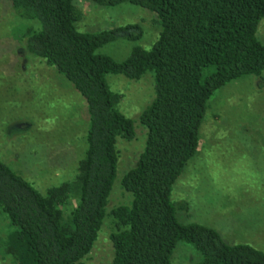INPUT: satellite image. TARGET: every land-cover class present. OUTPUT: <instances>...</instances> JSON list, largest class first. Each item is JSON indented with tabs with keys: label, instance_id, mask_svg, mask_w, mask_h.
<instances>
[{
	"label": "trees",
	"instance_id": "1",
	"mask_svg": "<svg viewBox=\"0 0 264 264\" xmlns=\"http://www.w3.org/2000/svg\"><path fill=\"white\" fill-rule=\"evenodd\" d=\"M74 1L8 0L18 17L31 21L15 37L85 99L88 126L72 179L44 192L0 160V216L6 220L0 256L12 264H83L108 219L110 264H172L179 242L198 253L193 264H264V248L228 243L210 226L181 223L177 212H187L188 204L171 200L174 183L197 154L211 96L264 71V43L257 38L264 0H90L154 13L158 37L149 49L134 45L122 61L99 49L124 28L129 40H138L141 31L130 30L140 27L80 31L83 12ZM147 72L153 74L154 97L138 116L144 147L119 180L130 200L110 209L117 144L132 140L135 128L120 111L122 94L110 88L107 75L139 80Z\"/></svg>",
	"mask_w": 264,
	"mask_h": 264
},
{
	"label": "rangeland",
	"instance_id": "2",
	"mask_svg": "<svg viewBox=\"0 0 264 264\" xmlns=\"http://www.w3.org/2000/svg\"><path fill=\"white\" fill-rule=\"evenodd\" d=\"M83 16L80 31L96 32L137 24L129 40L125 28L117 39L99 49L117 61L124 60L134 45L149 49L158 37L154 13L137 5L121 3L101 7L90 0H75ZM30 20L18 17L8 0H0V160L34 184L41 192L53 184L72 179L86 147L88 126L85 99L73 85L43 60L24 49L15 37ZM264 43V20L257 28ZM110 88L122 94L120 111L134 120L135 137L119 139L118 180L109 208L130 200L119 180L144 147L145 128L138 116L154 97V79L147 72L141 79L107 75ZM197 154L188 161L171 191L181 223H199L217 230L228 243H248L264 248V71L247 75L215 91L208 101L199 130ZM76 194V193H75ZM73 202L75 196L71 199ZM73 204V203H72ZM111 225L107 219L83 264H110ZM6 220L0 216V236ZM199 255L179 242L172 264H193ZM0 264H12L0 256Z\"/></svg>",
	"mask_w": 264,
	"mask_h": 264
}]
</instances>
